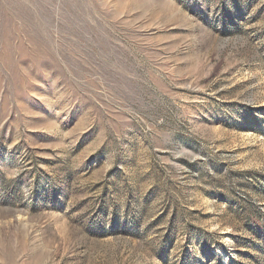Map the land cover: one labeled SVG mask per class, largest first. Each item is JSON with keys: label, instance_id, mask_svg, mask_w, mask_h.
Instances as JSON below:
<instances>
[{"label": "rangeland", "instance_id": "obj_1", "mask_svg": "<svg viewBox=\"0 0 264 264\" xmlns=\"http://www.w3.org/2000/svg\"><path fill=\"white\" fill-rule=\"evenodd\" d=\"M0 264H264V0H0Z\"/></svg>", "mask_w": 264, "mask_h": 264}]
</instances>
